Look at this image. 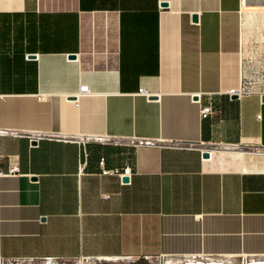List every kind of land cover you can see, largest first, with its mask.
I'll return each mask as SVG.
<instances>
[{"label":"crops","instance_id":"0c3cea01","mask_svg":"<svg viewBox=\"0 0 264 264\" xmlns=\"http://www.w3.org/2000/svg\"><path fill=\"white\" fill-rule=\"evenodd\" d=\"M244 39L243 0H0V256L264 257Z\"/></svg>","mask_w":264,"mask_h":264},{"label":"rangeland","instance_id":"374dc122","mask_svg":"<svg viewBox=\"0 0 264 264\" xmlns=\"http://www.w3.org/2000/svg\"><path fill=\"white\" fill-rule=\"evenodd\" d=\"M250 3L264 2V0H247ZM244 5V0H243ZM245 9L249 11H262L263 8H258L256 4H252L249 8L243 9V24H244V15ZM249 27L247 28V34L244 40L245 54H247L248 62H243V65L246 64V68L249 69V79L254 85L264 87V27L260 25L257 21H253L249 18ZM245 32V28H244ZM245 63V64H244ZM262 257V256H261ZM168 257L154 259V260H128L120 258H111V259H77L69 261L67 264H162L165 259ZM248 259H251V256H247ZM260 258V257H258ZM263 258V257H262ZM236 261L238 264H241V257ZM53 261L47 262L46 260L33 261L31 263L23 262L20 264H52ZM54 264H62L61 262H54Z\"/></svg>","mask_w":264,"mask_h":264},{"label":"built area","instance_id":"2783aa9c","mask_svg":"<svg viewBox=\"0 0 264 264\" xmlns=\"http://www.w3.org/2000/svg\"><path fill=\"white\" fill-rule=\"evenodd\" d=\"M247 54H244V56L241 58L240 61V72H239V82L238 84H236L235 86L229 87L228 89L225 90V93L230 95L231 97H237L239 99H241L242 97L252 93L255 88L257 87L256 85H254V83L251 82V80L249 79V69L246 68V62H248V58ZM243 62H245L243 65ZM261 89H264V87L258 86ZM89 91V87L88 85H83L80 88V94H77V96H75L76 99H78L81 94L87 93ZM141 92H144V88L140 89ZM209 102L205 105L202 106L201 108V116L203 118L208 117L210 115H212L214 113V107H213V103H212V95H209ZM198 98L200 100L201 98V94H198ZM257 118H261V114L257 115ZM43 137H50V138H58V139H62V140H77L79 142H85V139L83 137H75V136H70V135H55V134H49L48 136H43L40 134H31L30 138L31 141L33 142H38V140H40ZM147 143H149V141H147ZM166 146H170V147H187L189 145L186 144H182V143H169V144H165ZM264 151V150H263ZM210 152V151H209ZM211 153V152H210ZM101 165H102V173L103 174H116L119 176H128L130 177L132 175V168L131 167H126L124 169H119V168H113V169H108L104 166V160L101 161ZM85 163H81L80 164V170L82 171V169L84 168ZM17 167H13V170H16ZM105 199L109 198V195H104ZM77 259H96V260H101V259H106V258H102V257H93V256H81L80 258ZM74 259V260H77ZM120 259H130L129 257H121ZM160 259V258H158ZM241 263H243L245 260H247V256H241ZM47 262L49 261H53V262H61L62 264H67L69 262V260H58V259H53V258H48V259H44ZM236 261H239L237 259H235ZM34 260H20V261H10L5 259L4 257L0 256V264H20L23 262H28L31 263ZM73 261V260H72Z\"/></svg>","mask_w":264,"mask_h":264},{"label":"bare ground","instance_id":"6f19581e","mask_svg":"<svg viewBox=\"0 0 264 264\" xmlns=\"http://www.w3.org/2000/svg\"><path fill=\"white\" fill-rule=\"evenodd\" d=\"M252 4H256L258 8H263L262 11H249V9H245V17H244V36L246 37L247 34V28L250 26L249 25V18L253 21H257L264 27V2H257V3H250L247 0H244V8H249ZM245 40V39H244ZM232 258V257H231ZM54 264V262L52 263ZM162 264H238L235 260L233 259H209V260H197L195 258H189L186 260H182L179 257H168L167 259L164 260ZM241 264H264V257H252L251 259L245 260Z\"/></svg>","mask_w":264,"mask_h":264},{"label":"water","instance_id":"95a60500","mask_svg":"<svg viewBox=\"0 0 264 264\" xmlns=\"http://www.w3.org/2000/svg\"><path fill=\"white\" fill-rule=\"evenodd\" d=\"M194 19H197V16H196V15L194 16ZM70 57H71V58H75V55H71ZM194 97L197 99L198 96H194ZM236 98H237V97H236ZM203 156L206 157V158H208V157L211 156V154H210L209 151H205V152H203ZM128 179H129L128 176H125V177L123 178L124 181H128Z\"/></svg>","mask_w":264,"mask_h":264}]
</instances>
